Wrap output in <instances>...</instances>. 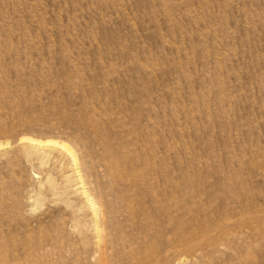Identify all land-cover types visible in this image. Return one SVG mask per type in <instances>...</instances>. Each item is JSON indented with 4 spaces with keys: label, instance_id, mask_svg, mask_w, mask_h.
I'll return each mask as SVG.
<instances>
[{
    "label": "rangeland",
    "instance_id": "rangeland-1",
    "mask_svg": "<svg viewBox=\"0 0 264 264\" xmlns=\"http://www.w3.org/2000/svg\"><path fill=\"white\" fill-rule=\"evenodd\" d=\"M148 250L264 264V0H0V264Z\"/></svg>",
    "mask_w": 264,
    "mask_h": 264
},
{
    "label": "bare ground",
    "instance_id": "bare-ground-1",
    "mask_svg": "<svg viewBox=\"0 0 264 264\" xmlns=\"http://www.w3.org/2000/svg\"><path fill=\"white\" fill-rule=\"evenodd\" d=\"M23 139V138H22ZM23 140H25L27 143L29 144H35L39 147L41 146H47V145H51L53 146L52 148L53 149H56V148H59L61 149L64 153H66L70 159H71V163H72V166L74 167V171H75V176H74V180H76V182H74V185H77V184H81L82 186H84V179H83V176L80 175V170H79V164H78V158H77V155L76 153L73 151V149L66 143L64 142H58V141H54V140H49V141H40V140H35V139H32L30 137H26L24 138ZM51 148V150H52ZM47 150V149H46ZM84 197H85V205L86 207H88L91 212H92V215L94 217H97V213H98V208H97V204L95 202V200L93 199V197L91 196L90 193H88L86 190H83L82 191ZM83 197V198H84ZM89 214V213H88ZM80 218V217H79ZM92 218V217H91ZM91 223V222H90ZM94 224H95V228H96V231H97V234L98 236H100V232L98 230V221L96 220V218H94ZM184 238V237H183ZM189 238L191 237H185L183 239L184 240H187L185 243H183L182 240H180V237L177 238V242L180 241V243L182 244H178L176 245V251H177V254L180 253V250L177 249V247L179 246H184V244H191L189 242H191L192 240H190ZM23 240V239H22ZM26 241V240H25ZM174 241V240H173ZM27 246V245H26ZM193 247V246H192ZM142 249V248H141ZM190 249V248H189ZM146 250V249H145ZM184 251V250H182ZM169 252V251H168ZM27 255V254H26ZM168 255V254H167ZM166 255V256H167ZM158 256V255H157ZM136 258V257H135ZM137 258H138V261L140 263H148V264H158V258L156 257L155 259V256L151 253H149V250L148 252L147 251H142L140 252L139 254H137ZM161 258V257H160ZM137 261V259H135ZM157 260V261H156ZM137 263V262H136Z\"/></svg>",
    "mask_w": 264,
    "mask_h": 264
}]
</instances>
